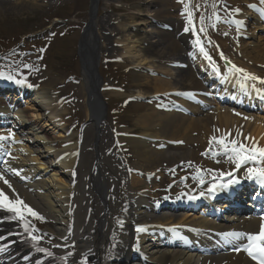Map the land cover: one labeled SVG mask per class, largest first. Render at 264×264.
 <instances>
[{
	"label": "bare ground",
	"instance_id": "bare-ground-1",
	"mask_svg": "<svg viewBox=\"0 0 264 264\" xmlns=\"http://www.w3.org/2000/svg\"><path fill=\"white\" fill-rule=\"evenodd\" d=\"M189 1L186 0L187 5ZM179 3L181 5L182 0H172L170 5L176 16H179L181 11ZM258 4L264 10V3H261V0H258ZM0 6L5 8L11 4L0 1ZM237 6L241 11L239 14L234 13L231 21L238 19L243 22V25L234 23L238 37L237 47L233 50L234 52L227 50V53L232 57V63L239 68L264 77V15L260 11L248 9L246 0H240ZM139 7L135 10L141 18L138 20L139 23L133 22V24L141 27L148 19L147 15L142 14L144 10ZM212 21L216 24V17ZM92 24L95 30V22ZM176 25H178L179 37L171 40L172 47L177 48L180 44L187 45L191 49V55L195 56V60L199 51L191 44L190 30L184 31L187 27L184 17L181 16ZM125 28L126 25L120 26V32H125ZM93 32L91 27H88L87 35L83 40V45L86 44V62L88 63L82 72L83 88L86 87L87 72L89 73L93 67V55L99 50L97 42L99 37L95 39ZM210 32L213 35L216 34L215 36L222 34L217 31L215 33L213 29H210ZM260 32L263 36L258 34L257 37L256 34ZM164 34L165 32H162L159 35ZM134 37L139 50L132 52L133 49L130 48L121 52V56L130 58L138 65L155 61L153 57L155 54L151 55V53L156 51L146 50L148 41L145 31L137 28ZM223 48L221 47L222 50ZM224 49L226 51V48ZM202 61H196V66L201 67V70L205 69ZM224 63L222 59L216 62L222 73L220 79L207 68L204 78L203 75L201 76L203 71L198 68H196L198 72L190 68L185 74L180 72L176 76L182 81L183 88L180 91L171 82L174 81L175 76L173 68L152 65L154 71L158 73V76L153 79V92L155 95L167 97L168 103H164L161 107L153 105L136 119L134 125L141 130L139 136L136 137H129L130 135L123 130L106 132L104 119L99 121V110L96 109L90 116L84 104L86 116H88V121L81 132H85L88 138L86 145L88 155H85L84 160L82 158L85 152L83 151L84 145L81 147L79 142L72 145L62 144L63 140L74 135L72 132L74 125L68 124V108L63 99L55 94L54 87L50 84L43 85L40 89L35 85L33 87H28V84L14 85L17 90L16 97L13 96L14 99L17 101L21 95L32 93L34 97L32 102L38 107L40 113H37L33 106H29L27 110L36 113L28 117L19 115L20 111H13L15 107L7 103L11 95L4 96L6 103L3 110H0V121L9 123L11 126L8 125L7 129L0 126V136H7L9 132L14 133V136L9 140L0 141V146L8 152L0 173H3L12 188L9 189L0 181V189H3L10 199L18 197L23 200L38 213L39 217H43L41 220L44 221L46 227L43 230H37L35 220L39 218L32 217L25 212L26 220L31 228L36 230L33 234L41 237L37 244L24 232L22 222L10 219L11 213L0 210V248L5 249L0 251V264H252L244 259L241 253H226L229 247L219 239H224L221 234L226 232L238 231L254 234L260 230L264 219L232 223L233 218L227 216L225 218L227 223L215 224L209 218H202L186 211L188 207L185 204L188 198L201 192L204 193L203 198L209 199L205 202V206H215L218 210H224L227 207L226 203L211 201L213 193L209 194L207 191L211 185L203 187L201 192L188 195V197V192L182 196H180L181 193L170 192L168 200L175 201L176 206L182 209L181 214L177 216L171 212L174 207L169 204L168 200L153 202L164 192L154 186L156 173L149 174L148 180H140L129 175L128 186L123 188L119 168L107 158L109 143L113 137L117 143L133 148L134 156L143 162L142 164L174 161L176 156L168 152L174 144L178 148L190 144H195L197 147V141L190 135L195 131L199 121L196 119L190 121L191 118L181 113V109L184 112L205 117L200 126L205 135L217 131L224 135L225 144H230L231 140H237L235 136L238 133L235 132L237 129L234 127H238L243 131L239 136L240 139L237 140L239 143L246 146L249 142V148L256 142L259 147L264 148V119H261L264 115L260 116V119L252 118V116H246L245 113L237 115L229 109L218 107L220 100H223L232 108L242 104L253 110L257 107L264 112L263 103L259 102V97H264V84L258 81H245L239 74L229 75ZM42 79L44 82L51 83L53 77L46 73ZM206 84L210 85L209 89L214 93L213 98L216 99L217 109L214 111H208L210 105L206 102L205 96L200 93L199 97L177 95V93L192 94L191 92L197 94L196 91ZM82 90L86 92L85 89ZM99 92H102L101 88ZM245 93H248V96L243 95ZM146 95L138 92L137 98H143ZM187 101L196 105L187 104ZM250 101L253 102L250 103ZM206 111L209 113H205ZM42 116L46 121L44 125H39L38 120H42ZM208 121L211 125H218L219 129L208 126L210 123ZM189 125L190 127H187ZM24 127L27 130L26 133H23ZM60 130L64 131L58 132ZM48 131H56L58 133L56 138L60 140L50 139ZM245 132L250 139L243 140ZM27 135L34 136V140H30ZM178 157L186 161L196 158V155L192 153L191 155H178ZM217 161L203 165L205 170L201 171L202 174H208L210 171L233 172L234 177L240 179L241 182L251 180L246 179V169L253 167L255 163L249 161L252 164L242 165L239 170H235V163L232 160L230 162L229 159L223 158ZM47 169H52L53 172L47 179H43L44 171ZM133 172H135L133 169L128 171L130 174ZM232 178L224 176L216 183H224ZM92 183L95 184L96 190ZM251 183L255 184V181ZM239 184H233L230 187ZM258 186L263 187L264 185L260 183ZM225 192L223 190L216 193L225 196ZM210 202L214 205L211 206ZM162 205L164 208L167 205L166 208L172 210L165 211ZM201 214H205L204 208L201 209ZM141 226L147 230L137 232V227ZM57 245L60 246L57 247ZM38 247L47 249L53 255L48 256L38 251ZM29 251L33 253L27 257ZM208 251L218 254L207 257L204 254ZM69 253L72 255H68ZM196 257L197 259L193 260Z\"/></svg>",
	"mask_w": 264,
	"mask_h": 264
},
{
	"label": "rangeland",
	"instance_id": "rangeland-1",
	"mask_svg": "<svg viewBox=\"0 0 264 264\" xmlns=\"http://www.w3.org/2000/svg\"><path fill=\"white\" fill-rule=\"evenodd\" d=\"M0 1L11 4V6L5 8L0 6V71L5 74H11L16 79L25 80V85H35L39 89L43 85L47 86L48 84L54 87L55 94L63 99L68 108V124L74 125L72 128L74 135L63 140L62 144L72 145L75 142H79L81 147L84 145L83 151L85 152L82 154L84 160L85 155H88V147H86L88 138L85 132H81L83 126L87 123L88 116H86L84 108L80 64L77 57V42L80 40L84 25L89 21L90 0ZM238 1L240 2V0H190L187 5L186 0H182L181 5L180 3L178 4L181 8L180 15L176 16L175 12L170 8L172 0H99L93 21L96 24L94 30L96 37H99L97 41L99 49L97 68L103 84L102 100L106 106L104 130L110 133L116 132V130H123L131 138L139 136L141 130L134 125L136 119L153 105L161 106L164 102L168 103L167 97L155 95L153 92V79L158 76V73L154 71L155 69L152 65L173 68L175 76L174 81L171 82L179 88L178 91L183 88V85L180 78L176 76L180 72L187 73L189 68H198L196 66L198 59L194 60L193 55L191 56V49L187 45L182 46L180 44L177 48H173L171 45V40L179 37L176 22L181 19V16L186 20L192 36L194 34L200 37L205 49L215 62L221 59V51L232 62V57L227 52H234L233 50L237 47L238 37L235 35L237 33L232 27L233 24L229 23L234 15L231 10L238 8ZM246 4L248 9H253L249 5H255V9L262 8L256 0H246ZM213 5H216V7H213ZM16 6L19 7L16 8ZM197 6L199 7L197 8ZM136 7L142 8L144 10L142 14L147 15L148 21L144 26L138 27L133 24V22L139 23L138 20L141 18V16L138 17V13L135 10ZM188 11L192 13V24L188 22ZM214 13H219L220 17L218 21L216 19V24L212 21L216 17ZM201 16L204 17L203 23H201ZM122 25H126L125 32H120V26ZM201 27L206 29L205 33L199 32ZM137 28L145 31L148 41L146 50L156 51L151 53V55L155 54L153 56L155 61L152 60L138 65L133 63L130 58L121 56V52L127 49H133L132 52L139 50L134 37ZM210 29H213L215 33L216 31L222 32V34L215 36L216 34L213 35ZM162 32H165V34L159 35ZM258 34L263 36L262 32L257 33V37ZM122 40L125 42H121ZM209 40L211 43H209ZM17 41L20 42V48L12 49ZM221 47L226 48V51L224 48L222 50ZM207 62L208 60L205 59V63ZM25 65L29 67L26 68ZM46 73L53 77L51 83L43 81L42 77ZM0 82L8 85L12 81L0 78ZM208 89L207 87H202L196 92L209 96L207 98L210 105L208 111L211 112L217 109V105L213 102V94ZM138 92H143L147 95L138 99ZM191 93L194 95L195 92ZM22 98L15 102L17 109L20 111L19 115L28 117L32 113H36L28 111L27 107L29 106H33L36 108L35 111L40 113L38 107L32 102L34 98L32 93H26ZM0 103H2V100H0ZM218 107L222 108L221 105ZM229 111L237 115L240 114L238 110L232 109ZM209 112L206 111L205 113ZM245 115L252 116V118L258 117L259 119L261 116L255 112L245 113ZM188 117L191 118L190 121L194 119L199 121L195 131L190 135L197 141V147H195V144H190L178 148L174 144L168 152L174 154L176 158L168 163L155 161L142 164L143 162H140L134 156L133 148L117 143L114 137L111 139L107 158L111 160L115 167L119 168L123 188L128 186L129 175H132L133 178L145 180L148 179L147 176L149 174L156 173L157 177L154 181V186L164 191L158 197L161 199L169 195L170 192L193 193L201 190L202 187L211 185L214 181L221 180L222 177L219 171L216 173L210 171L205 175L201 171L205 170L203 165L216 163L218 159L223 157L229 159L231 153L225 154L224 145L217 143L216 140H212L210 143L212 137L224 140V135L219 134L217 131L216 133L212 131V134L205 135L200 127L205 117L200 114H193ZM38 121L39 125H44L46 119L42 116V120ZM208 124L210 126L211 122ZM187 127H190V125ZM210 127L218 128V125H211ZM234 128L237 129L235 132L238 133L235 139L239 140V136L242 135L243 131L238 127ZM22 130L23 133L27 131L26 128ZM56 131H48V137L59 141L60 139L56 138L58 135ZM63 131L60 130L58 132ZM27 136L30 140H34V136ZM243 137L250 136L245 132ZM244 138L243 140H246ZM248 143H246L247 147L250 145ZM252 146H249V148ZM228 148H231V144H228ZM192 153L196 155V158L192 160L183 161L178 157V155H191ZM229 161L231 162L230 159ZM256 163L259 164V167H264V164L261 165L259 161ZM130 169L135 170V172L132 174L128 173ZM44 172L43 179H47L53 171L52 169H47ZM211 172L213 174H210ZM153 202L157 203L158 201L155 200ZM37 226L42 230L46 227L40 219L37 220ZM196 259L194 258L193 260Z\"/></svg>",
	"mask_w": 264,
	"mask_h": 264
},
{
	"label": "snow or ice",
	"instance_id": "snow-or-ice-1",
	"mask_svg": "<svg viewBox=\"0 0 264 264\" xmlns=\"http://www.w3.org/2000/svg\"><path fill=\"white\" fill-rule=\"evenodd\" d=\"M261 3H264V0H261ZM199 6H197L198 8ZM213 7H216V5H213ZM249 7L255 9V5H249ZM187 11V9H186ZM240 8L232 9L231 12H234L236 14L240 13ZM261 12L262 15H264V10H258ZM216 16L217 21L220 19L219 13H214ZM188 16V22L189 24L193 23V17L192 13L190 11L187 12ZM201 23H203L204 17L201 16ZM235 24L242 26L243 22L241 20H234ZM190 29L188 27H185L184 31L188 32ZM199 32L205 33L206 29L204 27H201L199 29ZM227 35V33H225ZM209 43L211 41L209 40ZM196 45L199 47V52L204 56L206 60H208L209 65L212 68V71L217 75L221 76L222 73L220 71V67L216 64V62L212 59V57L209 55L208 51L205 49L204 44L202 43L199 36L196 38ZM218 47V46H217ZM43 51V50H41ZM220 58L225 61V65L227 66V71L229 75H236L239 74L240 77L245 81H254L259 82L260 84H264V77H259L253 73L248 72L245 69L239 68L235 64H233L230 60L227 59V57L224 56V53L220 52ZM25 67H29L28 65H25ZM0 78H4L10 81H14L16 84L23 85L25 84V80L23 79H16L11 74H5L4 72L0 71ZM227 78V77H225ZM28 87H33V85L29 84ZM177 95H192L190 93H177ZM14 136V133L9 132L7 136H0V141L9 140ZM245 139H250V137H245ZM212 140H216L217 143H220L224 145L225 148V154L227 155L229 152L231 155H229V159L233 160L235 163V170H239L242 165L248 164L249 161L255 163L259 161L260 163L264 164V148L259 147L256 142L253 143V146L251 148L246 147L243 143H239L236 140H231L229 143L231 144V148H228V144H225L224 140L222 138H216L212 137L210 139V143ZM234 170V171H235ZM246 179L256 180L262 185H264V167H248L246 169ZM19 174V173H15ZM221 177L229 176L233 177L232 179L227 180L224 183L217 184L215 181L211 184V186L207 189L209 194L215 193L217 191H223L227 190L231 185L233 184H239L241 181L238 178H235L233 175V172L228 173H220ZM0 181L3 182V184L7 185L9 189L12 188L11 183L5 178L3 173H0ZM203 183V181H201ZM14 191V190H13ZM201 196L204 195L203 192L200 193ZM189 199H196L195 196H190ZM0 210L6 211L7 213H11L10 219L12 220H18L22 222L24 232L29 235L32 241L36 242L37 244L40 242L41 237H38L34 235L33 233L36 231L35 229L31 228L29 222L25 218V212H27L28 215L32 217H37L39 219H43V217H39L38 213H36L31 207H29L27 204L23 202V200H20L18 197L16 199H10V197L5 193L3 189H0ZM264 219V218H262ZM147 229L145 227H137V232H145ZM171 231H175V229H171ZM223 238L227 242H233L236 240H240L243 237L246 236L248 243L245 245V250L247 251V254L256 261V264H264V223L261 224L260 230L258 233L255 234H245L241 232H226L221 234ZM66 240V237L64 238ZM60 245H57L59 247ZM4 248H0V251H4ZM38 251L42 253H46L48 256H52L53 253L48 251L45 248L38 247ZM234 250H239L237 248H234ZM68 255H72V253H69Z\"/></svg>",
	"mask_w": 264,
	"mask_h": 264
},
{
	"label": "water",
	"instance_id": "water-1",
	"mask_svg": "<svg viewBox=\"0 0 264 264\" xmlns=\"http://www.w3.org/2000/svg\"><path fill=\"white\" fill-rule=\"evenodd\" d=\"M97 4H98V0H90V4H89V21L87 22V24L85 25V27L83 28L82 31V35L80 37V40L78 43V48H77V55L79 58V63H80V67L81 70L83 72V68L85 66H87V62H86V44L83 45V40L85 39L86 35H87V29L88 27H91V30L94 31V24L93 20L94 17L96 15V9H97ZM94 36H95V31L93 32ZM97 53H94V58H93V67L91 68V71L88 73L87 72V77H86V87L84 88L86 90L85 93V98H86V106L88 108V111L90 113H93L96 109L99 110L100 114H99V118H103L104 113H105V105L102 102L101 99V95H100V86H101V78L98 75V71H97V64H98V60H97ZM94 189L96 188L95 185H93Z\"/></svg>",
	"mask_w": 264,
	"mask_h": 264
}]
</instances>
